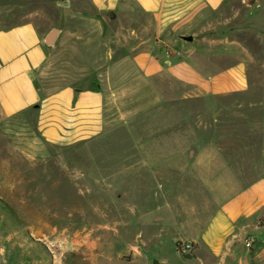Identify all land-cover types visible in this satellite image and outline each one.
<instances>
[{"label": "crops", "instance_id": "0c3cea01", "mask_svg": "<svg viewBox=\"0 0 264 264\" xmlns=\"http://www.w3.org/2000/svg\"><path fill=\"white\" fill-rule=\"evenodd\" d=\"M5 3L1 114L14 118L36 111L42 140L76 153L85 166L79 173L84 184L87 173L93 177L86 191L125 196L127 206L142 198L161 210L169 198L187 195L181 189L189 185L197 191L188 215L194 217L189 228L199 234H194L198 253L242 264L237 253L246 250L248 264H264V169L252 185L228 195L218 182L240 179L231 165L241 157L223 149L240 152L246 143L217 134L255 126L264 166V63L258 58L256 95L244 92L249 80L243 66L209 75L193 61L206 53L203 43L230 0ZM51 31L57 38L48 47ZM198 114L207 124L206 139L196 132ZM200 181L210 183L205 189ZM248 237L254 243L249 247L243 243Z\"/></svg>", "mask_w": 264, "mask_h": 264}, {"label": "rangeland", "instance_id": "374dc122", "mask_svg": "<svg viewBox=\"0 0 264 264\" xmlns=\"http://www.w3.org/2000/svg\"><path fill=\"white\" fill-rule=\"evenodd\" d=\"M7 10L5 0H0V13ZM216 24L208 44L207 39L203 43L206 53L195 54L193 61L209 75L243 66L249 80L244 92L258 95V58L264 63V0H230L216 15ZM246 55L254 61L243 63L240 56ZM197 107L199 112L205 111ZM36 114L29 111L6 118L0 112V264H91L94 247H101L93 255L97 264H223L197 251L194 234L198 231L189 228L194 217L188 215L195 205L194 188L185 184L181 190L187 195L169 198V205L161 210L156 202L148 206L135 195L131 197L134 203L129 201L127 206L125 196L86 191V185L95 184L93 177L87 173L84 184L79 173L85 166L76 153L42 140ZM198 115L196 132L206 139L207 124ZM246 129L232 134L227 127L217 133L230 136L231 142L246 143L240 152L223 149L232 158L241 157L240 164L231 165L237 177L239 170L242 173L240 179L230 176V180L218 182L228 195L252 185L264 169L258 156V129ZM199 183L200 187L206 184V189L210 182ZM67 238H78L82 245H62L61 240ZM243 243L254 245L250 237ZM77 251L80 255L74 259ZM147 254L152 256L150 260ZM246 255V250H239L238 262L248 264ZM219 260L234 264L230 259Z\"/></svg>", "mask_w": 264, "mask_h": 264}, {"label": "bare ground", "instance_id": "6f19581e", "mask_svg": "<svg viewBox=\"0 0 264 264\" xmlns=\"http://www.w3.org/2000/svg\"><path fill=\"white\" fill-rule=\"evenodd\" d=\"M55 235V232H52L51 236ZM82 242L80 241V239L76 238V240L74 239H70V238H67L66 240H61V244L66 246V247H73V248H77V247H80L82 244ZM96 250H92L93 251V255L95 253V251H99L101 249V247L99 248H96L94 247ZM77 254L74 256V259H76L78 257V251L76 252ZM93 255H91V260L88 261V263H91V264H97V259L96 257H94Z\"/></svg>", "mask_w": 264, "mask_h": 264}, {"label": "water", "instance_id": "95a60500", "mask_svg": "<svg viewBox=\"0 0 264 264\" xmlns=\"http://www.w3.org/2000/svg\"><path fill=\"white\" fill-rule=\"evenodd\" d=\"M56 38H57V32L51 31L45 40L46 45L48 47L54 46V44L56 42ZM147 258L150 260L152 258L151 254H147Z\"/></svg>", "mask_w": 264, "mask_h": 264}]
</instances>
